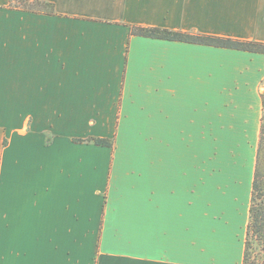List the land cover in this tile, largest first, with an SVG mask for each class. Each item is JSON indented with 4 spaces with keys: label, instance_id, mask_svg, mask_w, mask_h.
<instances>
[{
    "label": "crops",
    "instance_id": "1",
    "mask_svg": "<svg viewBox=\"0 0 264 264\" xmlns=\"http://www.w3.org/2000/svg\"><path fill=\"white\" fill-rule=\"evenodd\" d=\"M46 1L0 0V264H229L201 245L202 143L220 93L261 107L264 55L130 26L264 42V0Z\"/></svg>",
    "mask_w": 264,
    "mask_h": 264
},
{
    "label": "rangeland",
    "instance_id": "2",
    "mask_svg": "<svg viewBox=\"0 0 264 264\" xmlns=\"http://www.w3.org/2000/svg\"><path fill=\"white\" fill-rule=\"evenodd\" d=\"M217 105L211 140H206L208 135L204 134L202 143L201 245L205 252L212 255L218 252L229 264H237L244 239L240 232L230 236L225 231L218 244V241L211 243L205 230H211L212 218L219 219L231 232L234 227L245 225L260 124L259 94L220 93ZM206 130L204 120V133Z\"/></svg>",
    "mask_w": 264,
    "mask_h": 264
},
{
    "label": "trees",
    "instance_id": "3",
    "mask_svg": "<svg viewBox=\"0 0 264 264\" xmlns=\"http://www.w3.org/2000/svg\"><path fill=\"white\" fill-rule=\"evenodd\" d=\"M10 9L52 15L54 5L46 0H9ZM132 35L165 41H176L215 48L264 55V42L226 36L174 31L158 27L130 26ZM261 93V116L250 190L248 221L245 228L241 264H264V79ZM75 142L112 148L113 139L90 137Z\"/></svg>",
    "mask_w": 264,
    "mask_h": 264
}]
</instances>
